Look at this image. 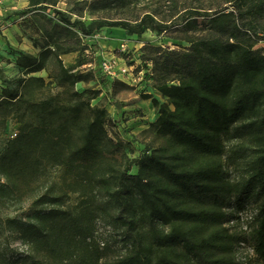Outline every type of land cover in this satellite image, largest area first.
I'll return each instance as SVG.
<instances>
[{"label":"trees","instance_id":"obj_1","mask_svg":"<svg viewBox=\"0 0 264 264\" xmlns=\"http://www.w3.org/2000/svg\"><path fill=\"white\" fill-rule=\"evenodd\" d=\"M57 1L29 0L28 8L54 7ZM132 1L76 0L93 17L89 24L80 14L71 20L56 12L67 37L40 48L36 56L19 51L16 64L23 73L16 86L0 91V131L11 123L17 126L0 153V178L5 180L0 201L32 195L25 217L19 207L5 220L32 252L17 261L96 264L99 253L89 238L99 220L127 247L116 264H238L233 249L244 236L229 232L225 224L231 212L226 209L253 203L258 215L249 240L264 264V54L253 50L261 38L251 22L240 25L214 12L210 32L190 41L188 49L157 48L154 88L167 105H158L151 95L143 99L158 106L150 128L161 144L129 158L122 142L107 133L113 121L106 109L91 106L100 91L75 90L79 82L101 81L99 65L92 75L75 73L60 56L78 52L82 40L103 27L137 36L163 27L153 10H129ZM229 2L237 3L239 17L258 15L263 3L224 0ZM119 10L122 17L112 18ZM242 120L251 121L243 132L236 128V136L251 131L257 155L246 176L228 179L222 137ZM47 167L60 169L56 194L41 188ZM250 187L255 200L248 196ZM71 198L76 203L65 205ZM17 261L0 256V264Z\"/></svg>","mask_w":264,"mask_h":264},{"label":"rangeland","instance_id":"obj_2","mask_svg":"<svg viewBox=\"0 0 264 264\" xmlns=\"http://www.w3.org/2000/svg\"><path fill=\"white\" fill-rule=\"evenodd\" d=\"M28 1L0 0V91L5 86H16L15 79L23 73L16 64L19 51L36 56L40 48L53 41L60 42L61 38L67 37L65 30L59 27L61 23L55 15L56 12L63 13L71 20L77 19V14H80L85 24H89L93 19L88 11L80 10L75 3L76 0H58L54 7L48 6L36 10H29ZM132 2L135 5L129 10L138 13L153 10L155 19L163 24V27L146 29L140 36L127 33L122 36L114 32L121 28L103 27L93 37L84 38L78 47V52L71 53V66L74 67L75 73L90 72L92 75L96 69L99 70L98 65L101 62L108 61L112 64L118 75L117 78L102 77L100 72L97 78H102L101 81L93 78L87 82H79L75 85V90L78 92L100 90L99 96L91 101V106L99 105L109 110L114 121L107 123V133L111 138L122 142L123 153L129 158H136L145 148H153L161 144V141L155 138L154 130L150 128L158 117V106H153L151 98L156 99L158 105H167V99L154 88L153 61L157 57V48L164 51L188 49L190 41L210 32L212 26L210 20L216 16L213 13L217 12V15L224 14L226 20L233 19L240 25L251 22L257 31L256 36L261 38L255 43L253 50L264 54V0H258L259 3L263 2L258 15L240 14V17L238 14L241 9L238 8L237 3H224V0H133ZM111 17L114 19L122 17L121 10L112 12ZM74 33L79 36L76 31ZM92 41L99 46L98 49L94 48ZM122 44L124 49H121ZM61 58L62 63L67 67L68 62ZM40 76L46 77V74L42 72ZM106 89L110 92L107 94L108 97H105ZM144 95H151V98L145 100ZM111 100L116 102V106ZM124 105L126 110H121ZM169 107L172 108L171 105ZM117 111L124 116L120 117L119 114L116 116ZM249 121L251 120L236 122L222 137L223 170L228 179L246 176L247 165L256 158L257 146L252 139L251 131L249 134L236 136V128L243 132V127ZM16 128L17 126L11 123L5 132L0 131V153L4 148L5 140L12 138ZM135 172L136 167L131 170V173ZM59 173V168L47 167L41 188H47L56 194ZM0 183L4 184L5 180L0 178ZM248 190L250 192L248 196L255 200L256 191L253 187ZM31 196L10 195L0 201V256H5L11 261L23 258L25 254H32L29 246L18 237L16 229H10L5 223L7 218L15 216L19 207H22L20 211L22 216H26ZM75 203V199L71 198L65 205L72 206ZM90 236L91 246L96 247L99 253L96 264H116L120 257L125 256L127 247L121 242L116 231L103 221L98 220L95 223ZM43 260L47 262L45 258ZM17 262L19 264V261Z\"/></svg>","mask_w":264,"mask_h":264},{"label":"built area","instance_id":"obj_3","mask_svg":"<svg viewBox=\"0 0 264 264\" xmlns=\"http://www.w3.org/2000/svg\"><path fill=\"white\" fill-rule=\"evenodd\" d=\"M121 49H124V45H121ZM101 72L109 77L117 78L116 71L108 61H103L99 64ZM15 136V132L11 137ZM231 206L233 199L231 198ZM227 212H231L225 226L230 233H237L244 236V239H240L234 246V257L238 264H261L257 261V254L252 243L249 240V234L255 224V219L258 215V209L253 203L244 204L239 210H233L232 207L226 209Z\"/></svg>","mask_w":264,"mask_h":264},{"label":"crops","instance_id":"obj_4","mask_svg":"<svg viewBox=\"0 0 264 264\" xmlns=\"http://www.w3.org/2000/svg\"><path fill=\"white\" fill-rule=\"evenodd\" d=\"M112 31V30H111ZM115 33H117L118 35H122V36H125V31H123L122 29H116L115 31H114ZM2 34H4L3 33V31H2ZM128 37H130V36H128ZM107 44V43H106ZM60 57H63L67 62H68V64H67V67H71V61H72V58H71V54H66V55H62V56H60ZM62 59V58H61ZM63 61V60H62ZM112 82V81H111ZM112 84H113V82H112ZM100 91V90H99ZM101 93V92H100ZM110 92H109V90H107L106 89V93H105V97H108V95L107 94H109ZM112 101V100H111ZM112 104L113 105H115L116 106V102H114V101H112ZM125 106L126 105H124V106H122L121 107V110H124L125 109ZM113 108H114V110H116V108L113 106ZM106 109V111H107V113L109 114L110 112H109V110L107 109V108H105ZM126 110V109H125ZM116 116H118V114H119V112L117 111L116 113ZM114 114V115H115ZM110 115V114H109ZM119 116L120 117H122V116H124V114L123 115H120L119 114ZM110 117H111V115H110ZM112 117H114V116H112ZM112 121H114L113 119H112Z\"/></svg>","mask_w":264,"mask_h":264}]
</instances>
